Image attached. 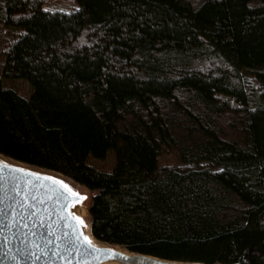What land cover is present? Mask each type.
Wrapping results in <instances>:
<instances>
[{"label":"trees","instance_id":"1","mask_svg":"<svg viewBox=\"0 0 264 264\" xmlns=\"http://www.w3.org/2000/svg\"><path fill=\"white\" fill-rule=\"evenodd\" d=\"M46 1L0 0V152L92 190L100 240L264 264V0Z\"/></svg>","mask_w":264,"mask_h":264},{"label":"water","instance_id":"2","mask_svg":"<svg viewBox=\"0 0 264 264\" xmlns=\"http://www.w3.org/2000/svg\"><path fill=\"white\" fill-rule=\"evenodd\" d=\"M0 155V264H207L133 251L98 239L92 227L87 236L73 212L84 191L63 187L59 171Z\"/></svg>","mask_w":264,"mask_h":264},{"label":"rangeland","instance_id":"3","mask_svg":"<svg viewBox=\"0 0 264 264\" xmlns=\"http://www.w3.org/2000/svg\"><path fill=\"white\" fill-rule=\"evenodd\" d=\"M78 6H79V4H78L77 0H47L45 5H44L45 8L66 9V10H72L74 8H77ZM13 34H14V31H9L5 26L0 24V47H1V44H2L5 36L11 37V36H13ZM0 62H1V55H0ZM5 84L6 85L9 84L11 86H14L24 96L28 97L30 94L31 88H30L29 82L27 80L18 79L16 81H14L13 83H8V81H5ZM114 161H115V158H114V155L112 152H109V154L107 155V157L105 159L91 158L92 163H94L97 167L102 168L106 171H109L112 169ZM159 163H161V164H174V165H179V166L185 167V168L188 167L179 161L178 156L175 152L160 155ZM74 182H75V184H73L74 187H79V191L85 192L86 199H84V201L82 202V205L88 211V205H89L91 196L94 192L92 190H90L89 188L77 183L76 181H74ZM88 216H89V213H88ZM89 220H90V216H89Z\"/></svg>","mask_w":264,"mask_h":264},{"label":"bare ground","instance_id":"4","mask_svg":"<svg viewBox=\"0 0 264 264\" xmlns=\"http://www.w3.org/2000/svg\"><path fill=\"white\" fill-rule=\"evenodd\" d=\"M1 157H4L3 155H0ZM5 160H7L6 158H3ZM59 175L61 178H63L64 183L69 186L70 188H75L73 184H75L74 180L61 175V174H57ZM73 212L78 215L82 220H83V230L85 232V234H87V236L94 238L91 232V226H90V220H89V216H88V211L85 207L81 206L80 204L73 206ZM105 264H118L116 262H107Z\"/></svg>","mask_w":264,"mask_h":264},{"label":"snow or ice","instance_id":"5","mask_svg":"<svg viewBox=\"0 0 264 264\" xmlns=\"http://www.w3.org/2000/svg\"><path fill=\"white\" fill-rule=\"evenodd\" d=\"M18 171H23V170H18ZM29 175H35V174H29ZM59 183H62V182H59ZM63 187L67 188L68 186H67V185H63ZM68 191H72V190H71V189H68ZM72 194H73L74 196H78V195H79L78 193H75V192H73ZM83 199H86V197L81 198V201H82ZM76 219L79 220V222H80L81 225H83V220H82V219H80L79 217H76ZM84 240H85L87 243H89V244L91 243V241L88 240L87 237H84Z\"/></svg>","mask_w":264,"mask_h":264}]
</instances>
